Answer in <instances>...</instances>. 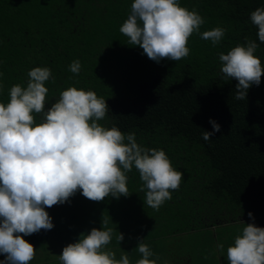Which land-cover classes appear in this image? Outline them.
Wrapping results in <instances>:
<instances>
[{
	"label": "trees",
	"instance_id": "trees-1",
	"mask_svg": "<svg viewBox=\"0 0 264 264\" xmlns=\"http://www.w3.org/2000/svg\"><path fill=\"white\" fill-rule=\"evenodd\" d=\"M133 2L0 0V102H9L13 85L27 86L30 69L48 67L54 82L45 84L46 110L69 87L92 90L109 106L98 123L134 132L138 144L163 149L184 173L179 190L158 211L146 205L135 168L127 174L128 197L94 202L78 191L46 208L56 223L43 242L63 238L64 248L106 220L113 229L107 246L136 260L144 239L157 264H228L227 248L244 223L264 228V76L246 100H237L238 81L222 78L218 57L247 38L259 44L255 54L264 64V43L250 21L264 0H179L204 17L201 32L218 26L227 31L216 46L193 34L188 57L159 63L119 31ZM76 59L78 75L69 71ZM210 120L221 130L205 141L203 131H213ZM29 237L35 243V234Z\"/></svg>",
	"mask_w": 264,
	"mask_h": 264
},
{
	"label": "clouds",
	"instance_id": "clouds-1",
	"mask_svg": "<svg viewBox=\"0 0 264 264\" xmlns=\"http://www.w3.org/2000/svg\"><path fill=\"white\" fill-rule=\"evenodd\" d=\"M250 21L264 43V7L252 11ZM204 23L195 8L182 7L179 0H134L119 31L150 60L177 62L190 55L187 45L193 34L213 46L220 44L227 29L201 32ZM258 47L246 38L245 44L219 53L222 78L238 81L237 100H246L250 87L259 86L264 76V64L255 54ZM81 68L79 59L69 65L73 74ZM27 75V86L13 85L9 102H0V254L5 256L0 264H30L36 249L23 237L51 230L54 224L46 208L68 202L78 191L94 202L128 197L127 174L135 168L143 182L140 190H146V205L158 211L179 190L184 176L163 149L143 147L134 132L98 123L109 106L94 91L69 87L46 110L45 84L50 78L54 82L51 69L34 67ZM209 122L213 131H203L205 141L221 130L216 121ZM248 216L254 221L251 212ZM102 224L65 246L60 264H130L127 254L117 259L115 252L105 250L113 229L106 220ZM244 225L227 248L228 264H264V228L254 222ZM117 240H124L122 233ZM217 247L224 250L223 244ZM136 248L142 258L135 264H157L159 257L151 259L154 253L144 239Z\"/></svg>",
	"mask_w": 264,
	"mask_h": 264
},
{
	"label": "rangeland",
	"instance_id": "rangeland-1",
	"mask_svg": "<svg viewBox=\"0 0 264 264\" xmlns=\"http://www.w3.org/2000/svg\"><path fill=\"white\" fill-rule=\"evenodd\" d=\"M53 224L55 225L56 220H52ZM51 230H41L38 233H35V243H33L29 238V236H24L23 238L31 243L35 249H36V257L34 260L30 262V264H60V261L58 259V256L62 254L63 250V238L62 241H55V244L49 245L48 243L43 242V238L45 237V233H50ZM22 235V234H21ZM30 240V241H29ZM53 242L50 241V243ZM44 244V245H43ZM48 245V246H47ZM105 250L107 251H113L116 254V258L120 259L122 251H116L112 250L109 246H106ZM125 254V253H124ZM127 254V253H126ZM130 259V264H135L137 261L134 257H131V254H127ZM5 256L4 254H0V261L4 260Z\"/></svg>",
	"mask_w": 264,
	"mask_h": 264
}]
</instances>
